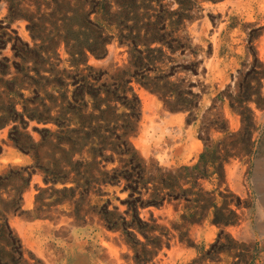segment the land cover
Wrapping results in <instances>:
<instances>
[{
	"label": "rangeland",
	"instance_id": "374dc122",
	"mask_svg": "<svg viewBox=\"0 0 264 264\" xmlns=\"http://www.w3.org/2000/svg\"><path fill=\"white\" fill-rule=\"evenodd\" d=\"M0 69V264H264L263 0H0ZM85 75L130 127L110 159L23 112H90Z\"/></svg>",
	"mask_w": 264,
	"mask_h": 264
},
{
	"label": "trees",
	"instance_id": "16d2710c",
	"mask_svg": "<svg viewBox=\"0 0 264 264\" xmlns=\"http://www.w3.org/2000/svg\"><path fill=\"white\" fill-rule=\"evenodd\" d=\"M93 10V9H92ZM92 11H88L86 13L89 15ZM90 25H93L91 22H89ZM96 27V24H94ZM87 29V28H86ZM33 37V36H32ZM65 44H67V37H63ZM59 43V41L57 42ZM104 45H102V49ZM90 53L96 58L98 55L90 48H88ZM105 51V49L103 50ZM69 53L71 55L70 63L77 69L78 60L74 57L76 53L81 54L84 59L81 61L86 63L87 56L85 55V52L81 49H76L74 45L70 47ZM89 72L95 71L92 66H86L85 67ZM5 71L0 69V75H3ZM89 75L81 76L79 81H81L80 84L76 86V88L73 90V101H78L79 99L84 98V94L87 91L88 94H90L92 101H91V108L90 112L84 114L82 107L81 108H74V105L71 108L63 109L61 107L54 109V114L51 115V112L55 105H45L42 104L43 109L41 111H37V108H28L26 106H23V112L27 115V117L30 120H36L37 122H53L57 126L56 134L57 135V141L60 143L64 138L60 137L61 134L66 133L65 130L67 126L70 125V123L77 122L78 123V132L81 133L80 137L76 139L75 142L72 143L70 147V151H68L70 154H73L76 144H80L79 148L77 149L79 152L83 149L84 146H86L88 143H90L89 152L91 153L92 161H95V158L97 156L104 157L106 159L111 158V154L105 156L103 154L106 150H111L115 152L118 151V147L120 143H129L127 140L128 133L130 132V127L127 124H118L116 121V118L113 117L114 111L116 107L110 106V102L116 99H119L118 95H110V91L107 89H103L101 85H96L99 81L98 76H92L93 82H90L87 80V77ZM2 79L0 78V81ZM52 80L57 82L58 85L62 84L61 78L58 76L52 77ZM16 77L12 78L10 80H6L4 83H6V90H3L2 93H6L7 96V103L4 105H1L0 107V121L1 124H4L8 122V120L15 121L18 117L20 120H22L23 113H19L15 109V101L11 99L12 97H9L10 94L13 92V88L15 86ZM77 82V81H76ZM75 82V83H76ZM103 85V84H102ZM87 88V90H86ZM86 90V91H85ZM104 92V96L101 97L100 93ZM115 94V90L113 91ZM123 97V96H122ZM133 100L138 103V99L135 94H132ZM85 108L87 106V103L85 102L83 105ZM104 106V107H102ZM96 112V113H95ZM131 113L126 114L129 116ZM137 115H140V111L138 110ZM16 126H13L15 129ZM104 130V131H103ZM117 130H120L119 132ZM66 140H70L67 138ZM18 146V145H17ZM77 148V147H76ZM19 149L24 150L23 147H19ZM99 163V162H97ZM188 167H180V171L187 170ZM72 170V169H71ZM69 171L66 172V176ZM78 174V172L76 173ZM97 180V179H95ZM72 181L76 183V187L79 185L78 179L74 176L72 178ZM184 176H173L169 171L166 175L159 178V182L161 184L162 188H169L172 189L173 186H180V182H185ZM86 183H90V181H86ZM163 196L161 197L160 201H149V204L159 205L162 203ZM195 202L198 203V199H195ZM109 229H117L116 224H112L110 226L106 225Z\"/></svg>",
	"mask_w": 264,
	"mask_h": 264
},
{
	"label": "bare ground",
	"instance_id": "6f19581e",
	"mask_svg": "<svg viewBox=\"0 0 264 264\" xmlns=\"http://www.w3.org/2000/svg\"><path fill=\"white\" fill-rule=\"evenodd\" d=\"M264 1V0H263ZM117 254V253H116Z\"/></svg>",
	"mask_w": 264,
	"mask_h": 264
}]
</instances>
